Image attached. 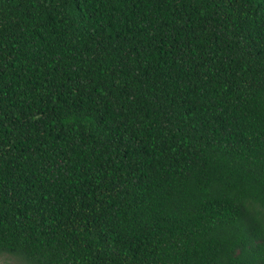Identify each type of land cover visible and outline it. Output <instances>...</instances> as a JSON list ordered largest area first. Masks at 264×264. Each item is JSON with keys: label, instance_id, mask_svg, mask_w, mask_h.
I'll return each mask as SVG.
<instances>
[{"label": "trees", "instance_id": "trees-1", "mask_svg": "<svg viewBox=\"0 0 264 264\" xmlns=\"http://www.w3.org/2000/svg\"><path fill=\"white\" fill-rule=\"evenodd\" d=\"M264 264V0H0V256Z\"/></svg>", "mask_w": 264, "mask_h": 264}, {"label": "rangeland", "instance_id": "rangeland-1", "mask_svg": "<svg viewBox=\"0 0 264 264\" xmlns=\"http://www.w3.org/2000/svg\"><path fill=\"white\" fill-rule=\"evenodd\" d=\"M10 257L4 255V256H0V264H17L16 261L14 260H9Z\"/></svg>", "mask_w": 264, "mask_h": 264}]
</instances>
